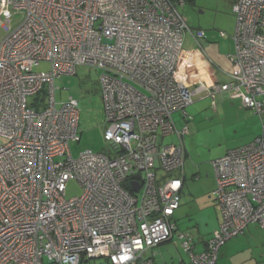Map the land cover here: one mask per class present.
<instances>
[{
    "label": "built area",
    "instance_id": "2783aa9c",
    "mask_svg": "<svg viewBox=\"0 0 264 264\" xmlns=\"http://www.w3.org/2000/svg\"><path fill=\"white\" fill-rule=\"evenodd\" d=\"M225 1L236 16L227 58L241 74L217 83L185 47L190 35L203 52L206 38L178 10L186 0H0V264H154L147 251L175 234L190 264H218L230 239L264 228V0ZM80 66L102 72L109 154L71 151L79 102L59 103L56 79ZM224 92L262 118L263 134L213 161L221 222L198 252L173 218L188 107ZM71 180L82 194L67 198Z\"/></svg>",
    "mask_w": 264,
    "mask_h": 264
},
{
    "label": "rangeland",
    "instance_id": "374dc122",
    "mask_svg": "<svg viewBox=\"0 0 264 264\" xmlns=\"http://www.w3.org/2000/svg\"><path fill=\"white\" fill-rule=\"evenodd\" d=\"M178 10L186 18L190 28L196 30L201 27L209 33V40L218 43L221 54L230 51L227 41H231V36L234 33L236 16L228 2L225 0H186L185 5H178ZM221 31H224L227 37H221ZM3 33L4 30L0 29V40ZM185 45L186 47L190 46L188 43ZM49 69V62H41L39 66L35 67L37 72H46ZM101 73L100 69L80 66L77 74H66L56 79L58 102H65L70 97L79 102L81 139L70 143L71 151L75 157L85 150L106 154L110 152V145L104 138L107 119L100 81ZM44 97L45 95L41 93L36 97V100ZM31 101H34V99H31ZM223 101L220 94H218L215 109L212 106L211 98H203L201 101L193 103V107H201V116L195 115V121L192 120L190 124L191 135L189 138L186 137L190 151L192 149L190 158L199 163L200 166L203 162L202 165L206 166L208 172L212 173L214 169L212 162L216 157L225 150L228 151L248 144L252 135L251 129L246 128L244 125L239 127L238 123L240 122L236 120L237 110L230 104L227 105L226 110V105L225 108L222 106ZM175 117L178 127L181 128L183 122L179 119L180 114L176 113ZM193 138H195L196 146L193 145ZM174 141V136L167 137L164 140L165 143ZM81 194L82 188L79 183L76 180H71L67 185V198L80 196ZM251 225L243 234L232 238L227 243L233 244L236 250L241 248L238 250L242 251L236 254L239 258L237 261L247 259L248 261L244 264H264V228L257 224ZM180 244L182 246L181 242ZM234 260L236 261V259ZM92 262L94 264H104L105 261L104 259H96Z\"/></svg>",
    "mask_w": 264,
    "mask_h": 264
},
{
    "label": "crops",
    "instance_id": "0c3cea01",
    "mask_svg": "<svg viewBox=\"0 0 264 264\" xmlns=\"http://www.w3.org/2000/svg\"><path fill=\"white\" fill-rule=\"evenodd\" d=\"M196 30H201V27ZM208 35L209 33L206 32V38L202 41L204 45L203 52L197 47L193 37L190 35L186 37V43L190 46L185 47L192 53L191 56L198 65L203 80L206 82L227 83L231 80V73L241 74L239 65L232 63L227 58L228 54L235 52L234 40L231 36V41H227L230 51L226 54H221L218 43L209 40ZM208 57L214 61V65L208 63ZM218 94H220L221 100H224L222 106L225 108L226 105V110L228 104L237 110L236 120L240 122L238 123L240 125L239 127L244 125L246 128L252 130V135L250 136L251 141L248 144L260 136L261 133L263 134L262 118L254 110L245 106L241 99H231L227 92ZM217 95L215 101L211 97L205 96L197 98L195 103L201 101L203 98H211L212 106L215 109L217 107ZM188 110L193 115H191L193 121H195L194 117L196 114L201 116V107L199 106L193 107L191 105L188 107ZM190 135L191 132L186 137L189 138ZM185 144L186 158L183 168L184 181L181 190V205L176 210L173 218L177 224L178 231L190 232L194 237L196 250L202 252L207 248L208 240L219 228L221 222V211L213 197V191L216 188L217 181L215 169H213V173L208 172L206 166L202 165L203 162L201 166L199 163L194 162L190 158L192 149L190 151L188 139ZM193 145L196 146L195 138H193ZM244 145H247V143ZM226 152V150L223 151L214 160L223 156ZM250 226L252 225H249L246 229ZM180 242L179 237L175 234L171 240L148 250L147 256L152 257L154 264H190L189 256L182 248ZM238 249L236 250L233 244L226 243L220 250L218 264H244V262L248 261L247 259L237 261L239 258L236 254L242 251Z\"/></svg>",
    "mask_w": 264,
    "mask_h": 264
},
{
    "label": "water",
    "instance_id": "95a60500",
    "mask_svg": "<svg viewBox=\"0 0 264 264\" xmlns=\"http://www.w3.org/2000/svg\"><path fill=\"white\" fill-rule=\"evenodd\" d=\"M136 177H139L140 178V176H137V175H136ZM137 189H138V185H135L134 186V190H137Z\"/></svg>",
    "mask_w": 264,
    "mask_h": 264
},
{
    "label": "trees",
    "instance_id": "16d2710c",
    "mask_svg": "<svg viewBox=\"0 0 264 264\" xmlns=\"http://www.w3.org/2000/svg\"><path fill=\"white\" fill-rule=\"evenodd\" d=\"M191 1H193V0H191Z\"/></svg>",
    "mask_w": 264,
    "mask_h": 264
}]
</instances>
